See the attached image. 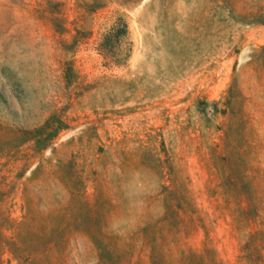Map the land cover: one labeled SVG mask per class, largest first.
I'll return each mask as SVG.
<instances>
[{
	"label": "rangeland",
	"instance_id": "obj_1",
	"mask_svg": "<svg viewBox=\"0 0 264 264\" xmlns=\"http://www.w3.org/2000/svg\"><path fill=\"white\" fill-rule=\"evenodd\" d=\"M0 264H264V0H0Z\"/></svg>",
	"mask_w": 264,
	"mask_h": 264
},
{
	"label": "trees",
	"instance_id": "obj_2",
	"mask_svg": "<svg viewBox=\"0 0 264 264\" xmlns=\"http://www.w3.org/2000/svg\"><path fill=\"white\" fill-rule=\"evenodd\" d=\"M99 51L105 58L116 66L124 65L131 57L133 50V39L130 31L128 16L124 12H115L102 25V32L99 41ZM26 141H21L20 145L34 140L30 133L23 131ZM243 175L241 186L243 185ZM2 252L3 247H2Z\"/></svg>",
	"mask_w": 264,
	"mask_h": 264
}]
</instances>
